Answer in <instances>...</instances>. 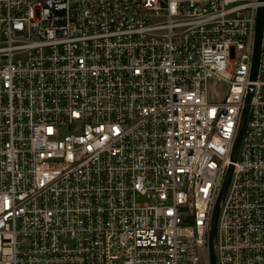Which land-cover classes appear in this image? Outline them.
<instances>
[{"label": "built area", "instance_id": "1", "mask_svg": "<svg viewBox=\"0 0 264 264\" xmlns=\"http://www.w3.org/2000/svg\"><path fill=\"white\" fill-rule=\"evenodd\" d=\"M261 6L0 0V264H264Z\"/></svg>", "mask_w": 264, "mask_h": 264}, {"label": "water", "instance_id": "2", "mask_svg": "<svg viewBox=\"0 0 264 264\" xmlns=\"http://www.w3.org/2000/svg\"><path fill=\"white\" fill-rule=\"evenodd\" d=\"M263 30H264V7L261 6L258 9L257 13V20H256V32H255V42H254V50H253V59H252V67H251V81H255L257 79L258 71H259V64H260V57H261V47H262V39H263ZM253 95V85L249 86L247 96L245 98V105L241 114V119L239 122L236 138L233 145V150L231 154V160L234 161L237 158L241 141L244 135V131L246 128L248 115H249V108H250V100ZM233 165L231 164L228 167L220 194L218 196L213 215L211 221V227L209 232V259L210 264H217L215 258V245H216V225H217V218L220 210V206L222 200L225 196L227 188L229 186L232 174H233Z\"/></svg>", "mask_w": 264, "mask_h": 264}, {"label": "rangeland", "instance_id": "3", "mask_svg": "<svg viewBox=\"0 0 264 264\" xmlns=\"http://www.w3.org/2000/svg\"><path fill=\"white\" fill-rule=\"evenodd\" d=\"M226 89H227V84H225L224 82H217L214 79H210L207 82V98L211 102L220 101L222 95L221 97H217L216 96L217 91L220 93H224Z\"/></svg>", "mask_w": 264, "mask_h": 264}]
</instances>
